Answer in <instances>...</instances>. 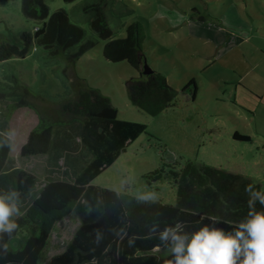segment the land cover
I'll return each mask as SVG.
<instances>
[{
  "label": "rangeland",
  "instance_id": "obj_1",
  "mask_svg": "<svg viewBox=\"0 0 264 264\" xmlns=\"http://www.w3.org/2000/svg\"><path fill=\"white\" fill-rule=\"evenodd\" d=\"M42 2L48 14L64 11L83 35L63 49L31 42L24 57L0 61V132L12 137L6 167L34 168L38 177L17 203L19 210L34 198L45 173L41 174L42 158L20 156L16 150L30 123L24 110H13L4 121L7 105L22 97L23 90L54 103L72 96L64 69L87 40L93 45L74 58L73 73L107 97L119 119L145 125L90 184L137 197L153 191L155 200L175 204L176 187L166 173L149 181L145 175L163 164L167 171L169 165L178 169L192 161L241 174L264 190V0H104L102 10L111 30L105 39L91 27L89 5L100 0ZM21 5L22 0H0V42L21 46V33L32 34L42 25V20L25 15ZM134 22L142 30L143 62L176 90L173 105L155 115L136 108L128 97L126 81L145 79L142 70L103 54L105 43L124 38L126 27ZM252 47L258 50L247 56ZM191 79L194 99L191 88L182 90ZM234 132L249 139H235ZM77 225L73 215L55 223L41 264L64 249ZM23 237L18 231L16 238ZM9 245L16 247L17 241L10 240Z\"/></svg>",
  "mask_w": 264,
  "mask_h": 264
},
{
  "label": "trees",
  "instance_id": "obj_2",
  "mask_svg": "<svg viewBox=\"0 0 264 264\" xmlns=\"http://www.w3.org/2000/svg\"><path fill=\"white\" fill-rule=\"evenodd\" d=\"M103 2L100 0L89 8L92 29L105 39L111 30L104 17ZM21 8L25 15L42 20V25L32 34L21 33V46L0 42V61L11 56L24 57L31 42L63 49L77 43L83 35L78 26L68 21L64 11L48 14L42 0H22ZM142 37L140 25L134 22L126 27L124 38L105 43L103 54L113 61L125 59L141 71ZM92 45L91 40L82 43L64 69L72 96L54 103L23 90L22 97L7 105L6 116L17 107H27L37 117V123L19 148L20 156L47 153L54 142L53 130L65 128L72 137H78L90 158L72 178L45 181L34 198L20 209V215L13 218L17 227L12 232L0 231V264L43 263L55 223L67 215L77 218L78 225L64 249L50 256L45 264H167L170 259L167 248L149 232L154 222L181 223L185 230H191L201 217L215 216L222 222L220 226L230 230L247 212L245 185L261 189L258 183L241 174L192 161H186L178 169L169 165L167 171L163 164L145 175L149 181L158 180L166 173L176 187L175 204L145 201L124 191L90 184L124 150L126 143L145 129L143 123L119 119L108 98L73 73L74 58ZM144 75L145 79L126 81L132 105L149 115L172 106L176 90L166 82L165 76L154 70ZM190 88L193 98L196 91L193 79L182 90ZM233 137L249 139L237 132ZM10 148V138L0 132V193L17 191L19 203L38 178L26 169L6 167ZM18 231L24 232L21 240L16 238ZM10 240L17 241V246L11 247Z\"/></svg>",
  "mask_w": 264,
  "mask_h": 264
},
{
  "label": "clouds",
  "instance_id": "obj_3",
  "mask_svg": "<svg viewBox=\"0 0 264 264\" xmlns=\"http://www.w3.org/2000/svg\"><path fill=\"white\" fill-rule=\"evenodd\" d=\"M244 191L247 212L230 230L220 226L222 222L215 216L201 217L191 230L181 223L154 222L149 232L167 248V264H264V190L248 184ZM17 197L15 190L0 193V231L12 232L17 227L13 219L20 215ZM156 198L153 191L139 196L145 201ZM99 238L97 233V241Z\"/></svg>",
  "mask_w": 264,
  "mask_h": 264
},
{
  "label": "crops",
  "instance_id": "obj_4",
  "mask_svg": "<svg viewBox=\"0 0 264 264\" xmlns=\"http://www.w3.org/2000/svg\"><path fill=\"white\" fill-rule=\"evenodd\" d=\"M256 50L258 49L257 48L254 49L253 47L247 50L246 51L247 56L249 54L254 53ZM244 75H247V74H243L242 76ZM194 98H195V95L191 99H194ZM14 110H24V112L23 111L22 112L24 113V115H26L29 118V123H30L27 126V128L24 129L23 134L21 135L20 141L16 145V150H19L20 146L26 140V136L29 130L37 123V117L35 113L27 107H17ZM9 116L10 115L6 116L5 114L4 121L6 120L8 121ZM8 136L12 138L11 135L8 134ZM76 139H78V137ZM53 140L54 142H53L52 148L47 153L26 156L32 159L42 158V170H41L42 173L41 174L45 173V176L43 177V181H41V185L45 181L62 178L60 176H62L63 174L69 173L72 176L75 175L78 168L81 167V165L90 158L88 151L84 148V146L81 143L79 145L77 144L76 140L73 139L72 134L68 129H65V128L54 129L53 130ZM68 143H69V147H67ZM63 157L65 158V160ZM60 159L61 160L63 159V160L60 161ZM27 170L34 173L37 176L36 172L34 171L35 170L34 168H29Z\"/></svg>",
  "mask_w": 264,
  "mask_h": 264
},
{
  "label": "water",
  "instance_id": "obj_5",
  "mask_svg": "<svg viewBox=\"0 0 264 264\" xmlns=\"http://www.w3.org/2000/svg\"><path fill=\"white\" fill-rule=\"evenodd\" d=\"M150 68L143 62V64H142V71H141V73L142 74H147V73H149L150 72Z\"/></svg>",
  "mask_w": 264,
  "mask_h": 264
}]
</instances>
